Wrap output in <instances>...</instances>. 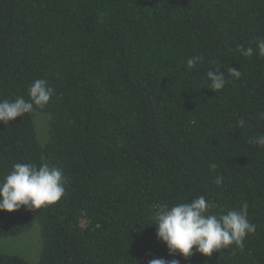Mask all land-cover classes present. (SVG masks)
<instances>
[{
    "label": "trees",
    "instance_id": "16d2710c",
    "mask_svg": "<svg viewBox=\"0 0 264 264\" xmlns=\"http://www.w3.org/2000/svg\"><path fill=\"white\" fill-rule=\"evenodd\" d=\"M261 37L264 0H0V100H29L38 78L55 93L0 123V178L47 162L67 180L55 205L0 211V239L38 224L35 264H264V57L237 48ZM192 56L205 61L190 72ZM231 67L241 78L210 89L207 71ZM34 113L48 116L44 140ZM201 195L212 214L247 203L256 232L242 249L169 256L153 205Z\"/></svg>",
    "mask_w": 264,
    "mask_h": 264
},
{
    "label": "clouds",
    "instance_id": "9594fccd",
    "mask_svg": "<svg viewBox=\"0 0 264 264\" xmlns=\"http://www.w3.org/2000/svg\"><path fill=\"white\" fill-rule=\"evenodd\" d=\"M257 49L245 48L238 45V51L245 58H250L254 53L264 57V37L256 41ZM203 56H192L186 61V69L192 71L198 64H203ZM227 75L221 73L220 68L209 69L206 73L210 80L209 88L214 92L224 89L227 77L240 79L241 71L231 67ZM29 100L23 96L15 100H0V123L8 124L17 117L24 116L33 111L34 105L45 107L54 96V89L44 78L34 80L28 87ZM259 118L264 120V112L259 113ZM244 119L239 120V125L244 126ZM264 148V134L253 141ZM215 170L216 165H211ZM223 177L215 179L217 186L223 182ZM67 180L63 171L47 162L39 165L18 162L12 169L0 178V211L9 213L26 207L28 211L39 210L43 207L55 205L65 195ZM213 207L205 196L201 195L189 202L168 204L156 203L151 210L150 219L154 222L157 239L163 242L169 256L177 254L185 259L193 255V250L211 257L216 251L235 245L236 248L244 247V240L249 234L256 232V226L248 218V205L243 204L240 209L229 210L226 213L212 214ZM99 227V225H97ZM147 264H180L178 259L152 258Z\"/></svg>",
    "mask_w": 264,
    "mask_h": 264
},
{
    "label": "rangeland",
    "instance_id": "374dc122",
    "mask_svg": "<svg viewBox=\"0 0 264 264\" xmlns=\"http://www.w3.org/2000/svg\"><path fill=\"white\" fill-rule=\"evenodd\" d=\"M35 122L37 129L40 133L41 138H46V127L48 122V116L34 113ZM39 225H34L25 234L14 237L0 239V252L17 254L24 257L31 264H35L38 260V249H39Z\"/></svg>",
    "mask_w": 264,
    "mask_h": 264
}]
</instances>
